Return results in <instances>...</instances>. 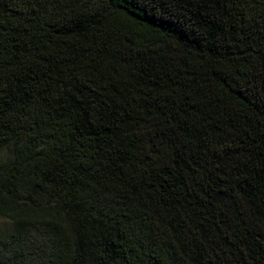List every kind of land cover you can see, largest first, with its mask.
Wrapping results in <instances>:
<instances>
[{
	"label": "trees",
	"instance_id": "1",
	"mask_svg": "<svg viewBox=\"0 0 264 264\" xmlns=\"http://www.w3.org/2000/svg\"><path fill=\"white\" fill-rule=\"evenodd\" d=\"M0 264H264V0H0Z\"/></svg>",
	"mask_w": 264,
	"mask_h": 264
},
{
	"label": "rangeland",
	"instance_id": "2",
	"mask_svg": "<svg viewBox=\"0 0 264 264\" xmlns=\"http://www.w3.org/2000/svg\"><path fill=\"white\" fill-rule=\"evenodd\" d=\"M6 226V223L0 221V227Z\"/></svg>",
	"mask_w": 264,
	"mask_h": 264
}]
</instances>
